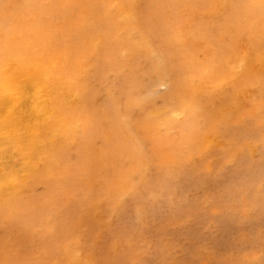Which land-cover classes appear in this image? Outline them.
Returning a JSON list of instances; mask_svg holds the SVG:
<instances>
[{"label":"rangeland","instance_id":"374dc122","mask_svg":"<svg viewBox=\"0 0 264 264\" xmlns=\"http://www.w3.org/2000/svg\"><path fill=\"white\" fill-rule=\"evenodd\" d=\"M0 71L47 117L0 264H264V0H0Z\"/></svg>","mask_w":264,"mask_h":264},{"label":"bare ground","instance_id":"6f19581e","mask_svg":"<svg viewBox=\"0 0 264 264\" xmlns=\"http://www.w3.org/2000/svg\"><path fill=\"white\" fill-rule=\"evenodd\" d=\"M174 14V13H173ZM104 15V14H101ZM129 19V18H128ZM243 19V18H242ZM157 26V25H156ZM175 26V24H174ZM172 27V26H171ZM177 27V26H176ZM175 27V28H176ZM242 27V26H241ZM167 28V27H166ZM165 28V29H166ZM168 29V28H167ZM170 30V29H169ZM173 31V30H172ZM213 31V29H212ZM254 32V31H253ZM163 33V32H162ZM215 34V33H214ZM164 35V34H163ZM179 36V34H177ZM235 36V35H234ZM239 36V35H238ZM166 37V36H165ZM177 37V36H176ZM180 37V36H179ZM178 37V39H179ZM241 37V36H240ZM164 38V37H163ZM240 39V38H239ZM242 39V38H241ZM245 38L243 37V40ZM250 40V39H249ZM248 40V41H249ZM149 42V40H147ZM196 41V40H195ZM240 41V40H239ZM146 42V41H145ZM151 42V41H150ZM149 42V44H150ZM175 42V41H174ZM177 42V41H176ZM242 42V41H241ZM179 43V42H177ZM149 44L146 43V50L144 48V52H149ZM182 44V43H181ZM149 45V46H148ZM161 45V44H160ZM234 45V44H233ZM163 46V45H162ZM165 47V46H164ZM251 47V46H250ZM142 48V47H141ZM153 48V47H152ZM161 48V47H160ZM258 48V47H257ZM139 49V48H138ZM142 49H139V53ZM173 51V50H172ZM175 51V49H174ZM173 51V52H174ZM207 51V50H206ZM138 53V52H137ZM177 53V51H176ZM182 53V52H181ZM160 54L162 52L160 51ZM187 54V53H186ZM140 55V54H139ZM143 55V54H142ZM151 55V54H150ZM152 56V55H151ZM184 56V55H183ZM226 56V55H225ZM150 57V56H149ZM148 57V58H149ZM169 57V55H168ZM238 57V56H237ZM240 57V56H239ZM162 58V55H161ZM233 58V57H232ZM241 58V57H240ZM238 58V59H240ZM150 59V58H149ZM149 59L146 61H149ZM152 59V58H151ZM163 59V58H162ZM166 59V58H165ZM168 59V58H167ZM153 60V59H152ZM157 60V59H156ZM181 60V59H180ZM162 61V60H161ZM166 61V60H165ZM171 61V60H170ZM225 61V60H224ZM143 62V61H142ZM178 62V61H177ZM231 62V61H230ZM252 62V61H251ZM150 64V62H148ZM166 63V62H165ZM238 63V62H237ZM241 63V62H240ZM153 64H150L153 68ZM157 64V63H156ZM148 65V64H147ZM155 65V64H154ZM169 65V64H167ZM180 65V64H179ZM235 65V64H234ZM237 65V64H236ZM233 66V65H231ZM240 66V65H239ZM238 66V68H239ZM148 67V66H147ZM166 67V66H165ZM164 67V68H165ZM235 67V66H234ZM243 67V66H242ZM162 68V67H161ZM227 68V67H226ZM237 68V69H238ZM3 69V68H2ZM149 69V70H150ZM156 69V68H155ZM155 69H152L155 71ZM169 69V68H168ZM171 69V68H170ZM169 69V70H170ZM138 70V69H137ZM158 71V69H156ZM169 70H167L169 72ZM172 70V69H171ZM170 70V72H171ZM3 71V70H2ZM148 71V70H147ZM1 73V71H0ZM158 74V72H156ZM172 73V72H171ZM157 78L159 74L157 75ZM169 74V73H168ZM179 74V73H178ZM258 74V73H257ZM166 75V74H165ZM190 76V75H189ZM172 78V77H171ZM170 78V79H171ZM176 78V77H174ZM179 78V77H178ZM156 80V79H155ZM172 80V79H171ZM166 81V80H165ZM37 82V81H36ZM182 85V83H180ZM158 85V84H156ZM164 85V84H162ZM155 87V86H154ZM185 87V86H184ZM183 87V88H184ZM12 91L11 97L8 95V90ZM182 89V88H181ZM216 89V88H215ZM10 91V93H11ZM186 91V90H185ZM217 91V90H216ZM179 93V92H178ZM187 93V91H186ZM43 92L40 90V87H36L32 82H25V79L22 77H11L7 78L6 81L0 80V127L2 130L7 131L11 135V139H1L0 140V170H11L13 174L26 173V174H34L36 168L32 169V163L26 158L32 152V145H34L37 139H34V134L30 130V126L32 124L41 122H45L46 117V109H45V99H42ZM9 97V98H8ZM245 98V97H244ZM71 103L76 102V98H70ZM80 101V100H79ZM84 102V101H83ZM125 107V106H124ZM117 108V107H116ZM125 109V108H124ZM134 109V108H133ZM132 109V110H133ZM126 112V111H125ZM130 112V111H129ZM127 112V113H129ZM119 113V112H118ZM118 115V114H117ZM132 115V114H130ZM31 133V136H30ZM129 133V132H128ZM22 135V136H21ZM1 137V133H0ZM130 137V136H129ZM138 138V137H137ZM34 140V141H33ZM135 140V139H134ZM173 140V139H172ZM160 142V141H159ZM21 143L23 144L24 150L23 152H19V148ZM135 143V142H134ZM137 147L139 151L141 150V144L138 141ZM18 148V149H17ZM162 147L157 145V149L161 150ZM138 151V152H139ZM132 153V152H131ZM141 153V151H140ZM171 154V153H170ZM17 158L16 163L13 160ZM1 170V171H2ZM23 175V174H22ZM134 176V175H133ZM1 179V178H0ZM133 179V178H132ZM177 180V179H176ZM9 179L1 180L0 182V191L4 190L8 186ZM22 181V180H21ZM126 182V181H125ZM109 199V198H108ZM109 204V203H108ZM111 205V204H110ZM108 209V208H107ZM213 209V208H212ZM30 211V210H29ZM57 217V216H56ZM64 218V216H63ZM62 218V219H63ZM57 219V218H56ZM61 219V220H62ZM58 222V220H56ZM62 222V221H61ZM20 223V221H19ZM59 225V224H57ZM62 225V224H60ZM244 226V225H243ZM77 227V226H76ZM64 244V243H63ZM89 244V243H88ZM92 244V243H91ZM60 245V243H59ZM61 246V245H60ZM67 246V245H66ZM65 247V246H64ZM68 247V246H67ZM82 248V247H81ZM84 249V248H83ZM80 250V248H79ZM86 251V250H85ZM67 252V251H66ZM81 252V251H80ZM85 253V252H84ZM50 254V253H49ZM83 254V253H82ZM87 256V255H86ZM98 256V255H97ZM79 257V256H78ZM82 257V256H81ZM85 258V257H84ZM73 260V258H72ZM88 261V259H86ZM26 263V262H25ZM78 263V262H77ZM85 263V262H84ZM87 263V262H86Z\"/></svg>","mask_w":264,"mask_h":264}]
</instances>
